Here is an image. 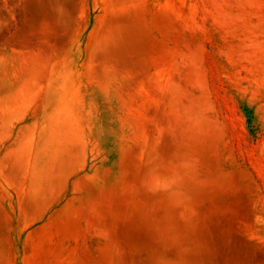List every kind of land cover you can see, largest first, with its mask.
I'll use <instances>...</instances> for the list:
<instances>
[{"label": "rangeland", "instance_id": "1", "mask_svg": "<svg viewBox=\"0 0 264 264\" xmlns=\"http://www.w3.org/2000/svg\"><path fill=\"white\" fill-rule=\"evenodd\" d=\"M0 264H264V0H0Z\"/></svg>", "mask_w": 264, "mask_h": 264}, {"label": "trees", "instance_id": "2", "mask_svg": "<svg viewBox=\"0 0 264 264\" xmlns=\"http://www.w3.org/2000/svg\"><path fill=\"white\" fill-rule=\"evenodd\" d=\"M248 128H249V132H250V134L251 135H254V133H255V129H254V127L249 123L248 124Z\"/></svg>", "mask_w": 264, "mask_h": 264}]
</instances>
